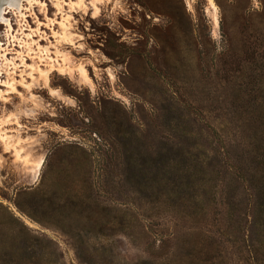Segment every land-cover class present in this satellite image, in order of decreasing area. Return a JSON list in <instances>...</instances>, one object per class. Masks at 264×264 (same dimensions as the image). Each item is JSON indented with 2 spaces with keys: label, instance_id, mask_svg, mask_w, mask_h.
<instances>
[{
  "label": "rangeland",
  "instance_id": "1",
  "mask_svg": "<svg viewBox=\"0 0 264 264\" xmlns=\"http://www.w3.org/2000/svg\"><path fill=\"white\" fill-rule=\"evenodd\" d=\"M21 2L0 204L43 243L0 259L264 264V0Z\"/></svg>",
  "mask_w": 264,
  "mask_h": 264
},
{
  "label": "trees",
  "instance_id": "2",
  "mask_svg": "<svg viewBox=\"0 0 264 264\" xmlns=\"http://www.w3.org/2000/svg\"><path fill=\"white\" fill-rule=\"evenodd\" d=\"M18 209L22 211L19 206ZM30 218L35 220L34 217ZM0 233V252L4 251L9 254H18L15 249L20 241L24 243L34 242L37 246H41L43 243L35 238L2 204H0ZM33 260L35 259H0V264H46L43 259L41 261L38 259L37 263Z\"/></svg>",
  "mask_w": 264,
  "mask_h": 264
},
{
  "label": "bare ground",
  "instance_id": "3",
  "mask_svg": "<svg viewBox=\"0 0 264 264\" xmlns=\"http://www.w3.org/2000/svg\"><path fill=\"white\" fill-rule=\"evenodd\" d=\"M20 2H21V0H0V25L1 24L2 25H6V26H8L10 28L8 20L5 19V15L8 14L10 11H12L14 9H19L20 8L19 6H21ZM2 57L5 58L4 55ZM2 85H3V83H2ZM8 85L10 87H13L12 84H8Z\"/></svg>",
  "mask_w": 264,
  "mask_h": 264
}]
</instances>
